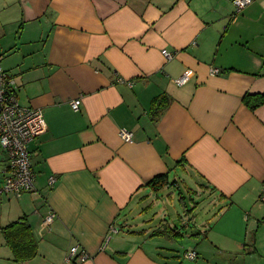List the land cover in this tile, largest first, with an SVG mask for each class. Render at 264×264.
I'll list each match as a JSON object with an SVG mask.
<instances>
[{
    "label": "crops",
    "instance_id": "1",
    "mask_svg": "<svg viewBox=\"0 0 264 264\" xmlns=\"http://www.w3.org/2000/svg\"><path fill=\"white\" fill-rule=\"evenodd\" d=\"M231 1L0 0V68L46 125L26 147L34 191L0 199V227L25 217L37 253L16 262L0 233V264H70L72 246L87 264H203L183 253L215 246L264 264V104L242 101L264 93V0Z\"/></svg>",
    "mask_w": 264,
    "mask_h": 264
},
{
    "label": "built area",
    "instance_id": "2",
    "mask_svg": "<svg viewBox=\"0 0 264 264\" xmlns=\"http://www.w3.org/2000/svg\"><path fill=\"white\" fill-rule=\"evenodd\" d=\"M252 0H232L236 12L248 6ZM166 61L173 59V53L166 50L161 52ZM218 69H211L210 74H218ZM189 80V72L185 71L174 80V84L182 86ZM121 81L122 79H117ZM130 86L131 83H128ZM18 85L16 81L2 68H0V149L7 157V176L0 187V196L14 194L18 198L34 191V174L31 170L30 155L27 144L46 131L43 114L40 109L25 108L19 105L17 99ZM80 100L75 99L69 103L71 110L77 111ZM120 138L124 142L131 141L132 134L121 129ZM55 178L48 179V186L53 188ZM259 200L264 201V186L259 194ZM55 218V213L50 212L43 220V225H50ZM184 258L190 261L196 259L193 251L186 252ZM89 255L78 246L70 247L65 256L66 263L87 264Z\"/></svg>",
    "mask_w": 264,
    "mask_h": 264
},
{
    "label": "trees",
    "instance_id": "3",
    "mask_svg": "<svg viewBox=\"0 0 264 264\" xmlns=\"http://www.w3.org/2000/svg\"><path fill=\"white\" fill-rule=\"evenodd\" d=\"M231 3H232V1H231ZM234 9H235V7H234ZM161 101H163V97H156L152 101V103L154 104V106L160 108V107H163L161 104ZM242 101L246 104V106L248 108H255L259 105L264 104V93L253 94V95L247 94L243 97ZM166 180H167L166 177L158 176V177H154L152 180H150L149 184L152 186L153 190H158V189H160V186L164 185V183L166 184V182H167ZM24 194H26V193H24ZM3 196H13L15 199L18 198L14 194H3L0 196V199ZM258 197H259V195H258ZM258 201L264 203V201H260L259 198H258ZM184 205L185 204H183V211H184L183 214L185 215L187 212H191V209H188V211H187V209ZM43 227H44V225H43ZM45 227H49V225L45 226ZM0 233L3 236L5 244L11 250V252L13 254V258L16 262L28 261L36 255L37 243H36L35 239L33 238L31 228H30L28 222L26 221L25 217H21L18 220L10 222L6 226L0 227ZM169 236H171L174 239H179V240L182 239V235H180V234L177 235L176 233H173L172 230H171V233L169 234ZM192 251L195 253L196 259H198V253L194 250H192ZM186 252H190V251H185L183 253V256ZM195 260H193V261H195Z\"/></svg>",
    "mask_w": 264,
    "mask_h": 264
},
{
    "label": "rangeland",
    "instance_id": "4",
    "mask_svg": "<svg viewBox=\"0 0 264 264\" xmlns=\"http://www.w3.org/2000/svg\"><path fill=\"white\" fill-rule=\"evenodd\" d=\"M1 150V149H0ZM1 201V200H0ZM5 202V201H4ZM175 208V207H174ZM174 208H173V210H174ZM170 209H172V208H170ZM177 209H178V206H177ZM173 210H170L171 211V214H173L174 215V211ZM208 244L209 245H214V244H210V243H205V244H203V247H208ZM205 245V246H204ZM243 247H245V245L243 246ZM214 248H220V246H215V247H212V248H210L208 251H209V255H208V258L206 259V257H203V259H202V257H201V259L202 260H199V259H196V262L198 263H201L202 261L205 263V264H222L223 263V259H221V258H219L218 256H216L215 255V253H213V250H214ZM215 255V256H214ZM199 256H201V255H199ZM200 258V257H199ZM205 258V259H204ZM203 263V264H204ZM202 264V263H201Z\"/></svg>",
    "mask_w": 264,
    "mask_h": 264
}]
</instances>
